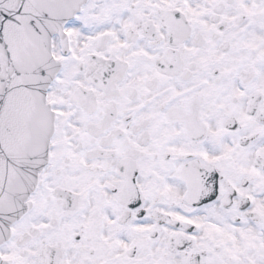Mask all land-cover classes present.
Masks as SVG:
<instances>
[{
    "label": "snow or ice",
    "instance_id": "snow-or-ice-1",
    "mask_svg": "<svg viewBox=\"0 0 264 264\" xmlns=\"http://www.w3.org/2000/svg\"><path fill=\"white\" fill-rule=\"evenodd\" d=\"M0 264H264V0H0Z\"/></svg>",
    "mask_w": 264,
    "mask_h": 264
}]
</instances>
